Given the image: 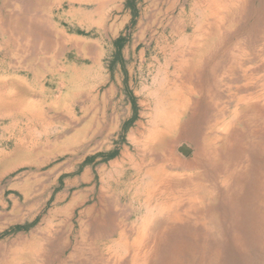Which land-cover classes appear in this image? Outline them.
<instances>
[{"label":"rangeland","instance_id":"obj_1","mask_svg":"<svg viewBox=\"0 0 264 264\" xmlns=\"http://www.w3.org/2000/svg\"><path fill=\"white\" fill-rule=\"evenodd\" d=\"M1 1L2 0H0V2ZM62 2L63 0H26L28 6L26 15L31 18V20L27 23L21 19L20 25L15 27L17 33L13 34L12 40L8 38V34H2V31H0V90L8 101L11 99L10 104L0 105V142L3 152L18 150L19 153H23V150L26 152L25 149L29 147L32 148V145H37L41 148H49L56 140L61 141L62 139L66 140L72 138L75 130L72 123L73 114L78 112L80 102H82L83 108L84 106L88 107V110L86 109L85 111L87 114L85 117V121L87 122L85 124L88 123L89 125H86V128H84L85 130L82 129L83 137L88 140L93 136V149H90L91 145L88 141L83 142L81 148L82 153L91 151L94 153L99 150L104 151L105 148L112 145L105 135L107 133L116 134L118 132L117 122L121 120L123 116L121 113H125V111L121 109V105H118L119 108H111V102L113 101L116 103L117 101L115 94L113 98H110L109 94L99 91L96 102V93L93 92L94 108L92 111V98L90 97L91 93L89 91L82 93V100L76 96V90L80 84H82V87H84L85 83L90 84L89 81L86 82V79H83V73L79 72V66L82 64L84 66L82 69L85 70L91 63L90 61H83L78 58L77 62H79V64H77L78 66L76 68H73L71 64L65 65L67 68L64 66L63 70L60 71L62 80H56L58 85H55H63L59 88L61 92L58 94V91H50L49 89L50 86L46 82L48 78L45 77V73L48 72L47 69L53 62L51 59L53 53L48 50V39L60 38L57 37L58 34L55 28L57 24L65 25L73 20L72 16L62 15V13L65 14L66 9ZM119 3L120 2H117L116 4ZM219 3H221L220 6L223 5L222 7H225V9L221 7L220 11L219 7L215 9V11H219L218 15H216L217 17L214 15L209 16V0H147L146 5H149L151 9L141 8L142 16L140 23L132 29L130 39V41H133L132 48L139 43L140 52H138V49L134 50L131 48L124 59L125 62H128L126 63V68L135 76L132 78L131 82L134 83L132 86L139 98V117L128 130L126 144L127 155L125 154V156L122 157L119 156V158L112 163L114 168H106L101 173L99 188L94 195L93 189H88L87 184H82V186L77 181L69 186V191L67 190L68 196H66L64 200L53 201L52 195L57 191L54 189V185L59 182L57 177L63 176L62 179L71 183L75 175L72 171L68 172V170H74V168L49 167L64 159H68L69 156L36 157L33 155L42 149L32 148L34 149L31 151L33 155L17 156V159L19 158V168H0V199L4 206L6 198L10 197L21 207L19 211L20 216L26 215L30 217L32 215L34 217L30 231L12 236H1L0 264H9L6 256L11 258L13 254H9V251L15 249L17 252H23V255L21 254L23 261H21V257L19 258L20 264H43L36 254L44 252L46 255L43 261L45 263L47 260L48 262L46 264H81V262L84 264H132L131 259L134 252L139 250L141 255L144 251L148 253L153 247L151 242L156 231H154L156 221H153L151 218L152 221L149 222L150 218H148V216L150 214L155 216L158 209L157 205L161 202V200L157 199V193L154 192L156 182L153 180V176L156 170L160 169L156 167H164L166 165V167L161 170L171 175L181 176V179H186L187 176L192 174H201L202 177L207 179L212 178L213 172L208 169L209 167L191 168L189 170L184 167V164L189 163L195 157L196 149L192 143L193 141L196 143L198 139H202V135L199 134V129L201 133H203L207 130L209 125L216 122L215 119L217 117L214 116L216 112H212L211 110L206 111L207 104H205V99L200 100V111H202L200 115L204 114V118H197L199 121H195L192 127H189V125H185L184 127L192 111V107H189L185 115L181 118L177 129L173 134L169 133L170 135L165 137V141H174V145L169 153V157L172 156L170 159L173 162L168 164L167 162L155 159L148 150L146 151L144 149L142 138L151 131L161 130L163 127L162 124L157 127L154 126L156 123L154 117L159 115V113H163L162 111H158L160 107L162 108L163 106L164 109L173 113L176 112L172 109V105H174L176 101L173 99L174 97H177L181 101H176L180 105H186L190 99L192 106V102H194L197 97L189 95V93L191 91H196L199 96L201 84L203 88H206L208 86L207 83L213 80V76H210V74L204 70V66L207 59H215V61L221 60L222 53L221 49L219 50L220 46L224 52H231L233 48L240 47L237 52H244L245 57L243 56L242 60V71L245 72H238V74H236L237 78L233 79L231 82L228 77H225L224 83H226V86L218 85L215 87L216 91L219 93V106L217 107L218 109L224 108L223 114L225 115V119L221 121L219 127L231 116L230 112L234 108L238 97H248L249 93H253L257 90V85L254 88L252 84L244 79L242 73H244L246 77L255 75L261 78L258 81L259 85L263 83L262 76L264 72L261 59H264V0H220ZM16 4L22 7L21 2L16 1ZM240 5H244L242 10L239 9ZM153 6H157V8L153 9ZM115 9H118V7L115 6ZM236 12H240V15L243 13L241 15L242 20L237 17ZM113 16L114 20H116L118 16L116 10L113 14H107L108 18ZM231 19H233L232 23ZM98 22H100V19H98ZM118 26L117 23H115V32L113 31L114 37L120 34L119 29H117ZM101 32L102 31L98 29L97 32L94 33L95 37L99 39V42L101 37H105V34ZM260 33L261 35L259 36ZM221 36L222 38H220ZM100 48L103 49V56H99L100 59L97 67L105 69L106 61L108 62L109 58H105V46H99V49ZM196 67L197 71L194 72L195 74H191V70ZM55 69H57V66H55ZM156 70L159 71L157 74H155ZM154 75H156L157 78L154 77ZM160 75L163 77H160ZM161 80L164 83H161ZM198 82L201 83L197 84ZM98 83L100 85V81ZM44 86L47 90L43 91L41 88ZM86 86L87 85H85V87ZM142 88H144V90ZM57 102L61 103L62 106L59 105L63 108L59 115L54 112V106ZM167 106L169 107L167 108ZM89 112L93 113V116H91ZM29 119L31 121H28ZM92 120L93 125H91ZM82 125L84 124L82 123ZM189 132H191V134ZM184 133H189L188 135L192 137L190 140L192 141L193 139L192 143L182 138ZM175 138L177 140H175ZM21 145L28 147H21ZM70 145L71 143L65 142V148H67L65 151L67 153L72 152L73 149L76 150L75 147L72 148ZM184 145L189 149L187 156H184L178 151L179 148ZM23 157H25L24 161L22 160ZM80 157L81 156H78L75 159H80ZM236 158L238 161L242 162L239 163V165H244L237 166L240 167V169L246 168L248 169V173L250 172L246 182L250 184L252 177H255L254 179L256 183L258 182L259 191L264 195V163L259 164L252 155H249L247 159ZM261 161L264 162V155ZM231 164L232 162L230 163V169H234L235 166ZM116 168L118 170H116ZM251 168L252 170H250ZM248 178H251V180ZM234 181L235 182H232L233 185L236 184L237 180ZM202 182L208 181L202 180ZM174 196L176 197L177 195L170 194L171 201ZM93 204L96 205L94 213L97 214L99 218V220L98 218L96 219L95 223H93ZM205 206L217 207V211L223 213V208L220 203L217 205L211 200L210 203ZM7 210L8 208H2V211ZM149 211L151 212L149 213ZM113 213L114 217L112 215ZM105 214L109 215L107 218L108 224L110 223L109 220L112 218L115 226L114 233L108 236L104 232V227L102 226V223H104L106 219ZM144 217L147 218L145 219ZM227 222V220H225V223H216L213 221V225L216 227V230H213L218 236H215V244L213 243L210 248L209 252H212L209 253V255H216L217 252L215 249L220 246V244L222 246L224 243L229 242V247L220 250L221 258H219V263L264 264V234L262 238H260V241L258 239H256V241L258 240L257 242L254 241L253 243L249 241L244 251L237 248L234 250L231 246L233 231L227 229ZM121 223L128 228L133 226L129 234L130 240H132L137 233L143 234V243L136 250L129 249V251L126 252L124 246L112 244L118 239L116 237L118 231L122 230L120 226ZM184 224L186 225V223ZM217 227L220 229H217ZM107 229L111 230L112 228L108 226ZM113 235L114 237H112ZM246 238L248 239V237ZM157 249L158 248L154 247V251ZM75 251H77V254ZM31 253L33 255H31ZM79 253L84 259L79 258L78 263L73 262L71 257H78ZM14 256H16V254H14ZM141 256L145 257L144 260L146 264H152L155 261V252L147 254V256ZM124 258H126V261Z\"/></svg>","mask_w":264,"mask_h":264},{"label":"bare ground","instance_id":"obj_2","mask_svg":"<svg viewBox=\"0 0 264 264\" xmlns=\"http://www.w3.org/2000/svg\"><path fill=\"white\" fill-rule=\"evenodd\" d=\"M16 1L17 2H21L22 7L17 5ZM116 1H119V0H116ZM219 2H220V0H209V6H210L209 16H211V15L216 16V15H218V13H219L221 8L225 9V7H222L223 5L220 6L221 3H219ZM126 4H128V3H126ZM104 5H105V2H104ZM181 5H183V4H181ZM27 7L28 6L26 4V0H2L0 2V31H2V34H8V38L10 40L13 39V34L17 33L16 30H15V27L20 25L19 23L21 22V19H23L27 23L31 20V18L27 17V15H26V13L28 11ZM218 7H219V11L217 12V11H215V9H217ZM243 8H244V5H240L239 9L242 10ZM244 10H246V9H244ZM241 15H240V12L237 13V17H239L240 19L242 18ZM232 20L233 19H231V23H232ZM217 22L219 23L218 20H217ZM103 23H104V21H103ZM228 23H229V21H228ZM218 26H220V25H218ZM121 28L122 27H120V29ZM166 29H167V27H166ZM242 32H243V30H242ZM254 32H256V31H254ZM260 35H261V33L259 34V36ZM234 36H236V35H234ZM220 38H222V36ZM155 39H157V38H155ZM89 41H88V43H89ZM25 46H27V45H25ZM150 46H151V44H150ZM220 49H221V53H222L221 60L215 61V59H207L206 62H205V66H204V70L207 73H209L210 76H213V80L211 82H208V83L206 82L207 85H208L206 88H203V85L201 84V87L199 88V91H200L199 92L200 93L199 96L197 95L196 91H191L189 93V95L197 97L196 100L194 102H192V106H191L190 99H189V101H188V103L186 105H183V104L180 105L177 102H181V101L177 97H174L173 99H175L177 102L176 101L174 102V105H172L173 106L172 109H174L176 112L173 113V112H171V111H169L167 109H164L163 106H162V108H163V110H162V108L160 107L161 110L159 109L158 111H162L163 113H161V114L159 113L160 116L156 115V117H154L155 120H156V123H155L154 126L157 127L160 124H162L163 127L161 128V130L151 131L148 135H146V136H144L142 138V141L144 143L143 147H144V149L146 151L148 150L150 152V154L155 157V159H158V160H160L162 162H167L169 164L170 162H173L170 159L172 156L169 157V153L171 152V149H172V147L174 145V141H171V142L165 141V137L170 135V134H173V132L177 129V127H178V125H179V123L181 121V118L185 115V113L187 112L189 107H192V111L190 113V116H189V119H188L187 123L184 124V127H185V125H187V126L189 125V127H192V125L195 123V121H199L197 118H201V117L205 116L204 114L200 115V113L202 112V111H200L201 110L200 109L201 108V102H200L201 99H205V104H207L206 111H210L211 110L212 112H216L214 114V116L217 117L215 119L216 122L214 124L209 125L207 130H205L203 133H201V130L199 129V134L202 135V137H201L202 139L201 140L198 139V142L195 143L193 141V139H192V141H193V143H192V141L190 140L192 137L190 135H188L189 133L191 134V132L184 133V135H182V138L184 140H186V141H189V143L191 142L194 145L195 149H196L195 157L189 163L184 164V167L187 168L188 170L191 169V168H208L209 167L208 169L213 172L211 179H207L205 177H202L201 174H199V175H193L192 174L190 176H187L186 179H184V178L181 179V176L179 177L177 175H171V174L165 172L164 170H161L162 168H165L166 165L164 167L163 166L156 167V168H160V169H157L156 172L154 173L155 175L153 176L154 177L153 180L156 182V184L154 186V192L157 193L156 194L157 199L161 200V202H159L158 205L156 203V205L158 206L157 207L158 209H157V213L155 214V216H153L152 214H150L149 216L147 215L148 218H150L149 222H151L152 220L156 221V227L154 229V231L155 230L156 231H155V233L153 232L154 233V237H153L152 242H151L153 247L149 250L148 253L146 251H144L141 254V255L147 256V254H152L153 252H155V261L152 264H214V263L215 264H221V263H219V258H221L220 250L229 247V242L224 243L222 246L220 244V246H218L215 249V251L217 252V254L215 253L216 255H213L214 253L212 254L213 256L209 255V253L212 252V251L209 252L210 248L212 247L213 243L215 244V242H214L215 241V236H218L216 234V232L213 230V229L216 230V227H214V225H213V221H215L216 223L217 222H220V223L224 222L225 223V220L228 221L227 224H226V227H227V229L233 231L232 240H231V246L234 248V250L237 248V249H240L241 251H244L249 241H250V243H253L254 241H256V239H258L260 241V238H262V236L264 234V195H263V193H261L259 191V187L257 185L258 182L256 183V181L254 179L255 177L254 178L252 177V181H250L251 182L250 184H248L246 182L247 177L249 176L250 172L248 173V169H246V168H241L240 169V167H238L237 165H239V163H242V162L238 161L237 158H236V157H238V158L247 159V157L249 155H252L257 160V162L259 164L260 163H264V162L261 161V158L264 155V74L262 76L263 77V83L261 85H259L258 81L261 78L256 77L255 75H251V76L246 77V75L244 73H242L243 74L242 76L244 77V79L248 83L252 84L254 86V88L257 85V90L255 92H253V93H249L248 97L247 96L238 97L236 99L234 108L230 112L231 116L229 117V119L222 126L219 127V124L221 123V121L225 119V115L223 114V109L224 108L218 109V107H217V106H219L218 105L219 104V102H218L219 101V99H218L219 93L216 91L215 87L218 86V85L226 86V83H224L225 82V77H228L230 79V82H231L233 79L237 78L236 74H238V72H240V71L241 72H245V71H242V60H243V56L245 57V55H244L243 51H241L240 53L237 52L240 49L239 46L233 48L231 50V52L222 51L223 49L221 48V46H220L219 50ZM72 52H74V51H72ZM162 53H163V51H162ZM1 55H2V53H1ZM217 58H218V56H217ZM128 59H129V57H128ZM2 62H3V60H2ZM261 62H262L261 64L263 65V72H264V59H261ZM126 63H128V62H126ZM117 65H119V64H117ZM59 67H61V66H59ZM109 67H111V66H109ZM129 68H130V66H129ZM196 69H197V67L194 68L193 70H191L190 73L193 74L195 71H197ZM158 70H156V71H158ZM109 72L111 73V71H108V73ZM114 72H116V71H114ZM162 73H164V72H162ZM155 74H157V73H155ZM48 75H49V73H48ZM176 76H178V75H176ZM123 77H124V75H123ZM154 77H156V75H154ZM160 77H163V76H160ZM160 77H159V79H160ZM154 80H155V78H154ZM162 82L163 81L161 80V83ZM165 82H166V80H165ZM200 83L201 82H198L197 84H200ZM160 85H162V84H160ZM142 89L144 90V88H142ZM192 89H194V88H192ZM173 92H175V91H173ZM150 94H152V93H150ZM149 97H151V96H149ZM157 98H158V96H157ZM10 100L8 101L6 99V96L3 95L1 90H0V105L10 104L11 103ZM154 104H156V103H154ZM128 105H130V104H128ZM131 105H132V103H131ZM168 107L169 106H167V108ZM152 110H153V108H152ZM153 114H154V112H153ZM46 118H47V116H46ZM136 119H138V118H136ZM28 121H31V120L29 119ZM130 126L132 127V125H130ZM137 126H138V124H137ZM184 127H182V128H184ZM121 136H123V135H121ZM193 136H194V134H193ZM179 137H180V135H179ZM74 138H75V136H74ZM132 138H134V137H132ZM175 140H177V139L175 138ZM78 142H79V140H78ZM57 144H59V143H57ZM18 148H19V146H18ZM115 148L116 147L114 146V149ZM223 156H224V159H223ZM231 162H232L231 165L235 166L234 169H230V167H231L230 163ZM221 166L224 167V168H222ZM239 166H244V165H239ZM134 169H135V167H134ZM182 169H183V167H182ZM116 170H118V169L116 168ZM250 170H252V168ZM84 174H86V173L84 172ZM248 179L251 180V178H248ZM202 180H207L208 182H202ZM234 180H237L235 185L232 184V182H235ZM256 180H258V179H256ZM263 180H264V178H263ZM71 183H72V180H71ZM84 191H85V189H84ZM144 193H146V192H144ZM170 194H176L177 196L176 197L175 196L172 197L173 199L171 201ZM77 198H78V196H77ZM89 199H90V197H89ZM70 200H72V199H70ZM211 200L214 203H216L217 205L219 203L221 204V206L223 208V213L221 211L218 212L217 211V207H206L205 206L206 204L210 203ZM106 202H107V200H106ZM145 203H147V202H145ZM118 204H119V202H118ZM148 209L151 210L150 208H148ZM145 210H146V208H145ZM150 212L151 211H149V213ZM219 214H220V217H219ZM105 215H106V219H105V222L102 223V226L104 227V232L108 236L109 234L114 233L113 231H114V227L115 226H114V220H112L111 217H110L111 220H109L110 223L108 224L107 218H108L109 215L108 214H105ZM112 215L114 217V213ZM222 215H223V218H222ZM144 218L146 219L147 217H144ZM151 218H152V220H151ZM145 219H143V220H145ZM98 220H99V218H98ZM89 222H91V221H89ZM184 223H186V225ZM179 224H182V225H179ZM108 226L110 228H112V229L111 230L107 229ZM120 226H121L122 230H120V232L117 233L118 234L117 235L118 239L116 241H114L112 244H115L117 246L118 245L119 246H124L126 252L129 251V249L136 250L137 248H139L142 245V243H143V238H144L143 234L142 233L141 234L137 233L136 236L132 240H130L129 239V234H130L131 228L133 226H131V228L130 227L128 228L127 226L125 227V225H123L122 223H121ZM116 227H117V225H116ZM217 229H220V228L217 227ZM102 232H103V230H102ZM246 237H248V239ZM154 247H156L158 249L156 251H154ZM11 253L13 254V256H11V258H8L6 256L7 260L9 261V264H20V262H19L20 259L19 258L23 255V252L22 251L17 252V250L15 249V250H10L9 254H11ZM75 253L77 254V251H75ZM14 254H16V256H14ZM39 254L37 253L36 255L38 256L39 259H41L40 261H42L43 264H46L48 261L46 260L45 263L43 261V258L46 255L45 252L41 253L40 255ZM31 255H33V254L31 253ZM141 255H140L139 250L134 252L133 256H132V259H131V263L132 264H146V261L144 260L145 257H143ZM71 258L73 259V262H75V263H78L79 258L80 259L81 258L84 259L81 256L80 253H79L78 257L72 256ZM124 260L126 261V258H124ZM21 261H23L22 257H21ZM220 262H221V259H220ZM81 264H84V263L81 262Z\"/></svg>","mask_w":264,"mask_h":264},{"label":"crops","instance_id":"obj_3","mask_svg":"<svg viewBox=\"0 0 264 264\" xmlns=\"http://www.w3.org/2000/svg\"><path fill=\"white\" fill-rule=\"evenodd\" d=\"M104 2H105V5H104ZM117 2H120V3L116 4ZM125 2H127V0H119V1H116V0H107V1L106 0H95V1L94 0H90V1L89 0H77V1L76 0H63L62 3L64 4V7H66V9H65V14L62 13V15L63 16H72L73 20L70 23H67L65 25H60V24L58 25L57 24L56 27L54 26L57 30L58 37H60V38H56V39L55 38H49L48 43H47V47L49 48L48 50L53 53V56H51V59L53 60V62L51 64V66L47 69L48 72L45 73V77L48 78V79H46V82L50 86V88H49L50 91H58V93L61 92L59 90V88H61L63 85L59 84L60 87L55 86V85H58V82L56 80H62V75L60 74V71L63 70L64 66L65 65L67 66L68 64H71L73 68H76L78 66L77 64H79V62H77V59L80 58L83 61H90L91 62L89 64L88 68L85 70L82 69L84 67L82 64L79 66V68H80L79 72L83 73V79H86V82L89 81L90 84L84 82L85 83L84 87H82V84L79 85L78 89L76 90L77 98L81 99L82 93L89 91L91 93L90 97L92 98L91 110H93V92L96 93V96L98 95L99 91H101L102 93L105 92L107 94H110V98H113L114 94H115V96L117 95L116 96L117 101H116V103H114L113 101L111 102L112 103L111 108L112 109L114 107L119 108V106H118V104H119V105H121V109L123 111H125V113L122 112L123 116H122L121 120L119 122H117L118 127H119V128H117L118 132L116 134L107 133L105 135V137H107L110 140L112 145L110 147L106 148L104 151L99 150V151H96L94 153H93V151L85 152V153L81 152L82 144H83V142H86V141H88L90 143V145H91L90 149H93V138H92L93 136H91L88 140H86L85 137H83V135H82V130H80V129L86 128V125H89L88 123L85 124L87 122V121H85L86 120L85 117L87 116L85 111L88 107L84 106V108H83L82 102H80L78 112L74 111L75 113L73 114L74 115L73 116V126L75 127V130H74L75 135L73 134L72 138H68L66 140L62 139L61 141L56 140V142H54L51 146H49V148L48 147H46V148L42 147L41 148L37 145H32V148H40V150L42 149L41 151L37 152L34 155L31 152L34 149H32L30 147L26 148L28 146H23V145H21V147H25L26 152H24V150H23V153H19L18 150L10 151V152H6V151L3 152L2 148H1L2 144L0 142V154H1L0 155V168H7V167L8 168H19V166H18L19 160L17 159V156H19V154L21 156L33 155L36 157H40V156L41 157L42 156H45V157L46 156L47 157H49V156H65L66 154H67L66 156L69 155L68 159H64L63 161H60V162L53 164L49 167V168H74V170L71 169L68 171L69 172L72 171V173H74V175H75L72 179V183H69L65 179H62L63 176L57 177L59 182H57L58 184L54 185L55 186L54 189L57 191H56V193H54L52 195L53 201L64 200L66 198L65 196H67V194H68L67 190L69 189V186L73 185L77 181L80 183V185L87 184L88 189H93V195H94L96 190L99 188V181L101 179V173L106 168H114L112 166V163L115 160H117V158H119V156H121V157L125 156V154L127 152L126 151V149H127L126 144H127L128 130L131 127L130 125L134 124L137 120L136 118L139 117V105H138L139 98L136 94L135 89L132 86V84H134V83L131 82L132 78H134L135 76H133L132 72L126 68L127 65H126V62L124 61V59L126 58L125 55L126 54L128 55L129 49L132 48V42L133 41L132 40L130 41L131 32H132V29L134 27L138 26L140 23L141 16H142L141 15V8L142 9H145V8L151 9V7L149 5H146L147 0H132V3L136 7V10H137V18L135 19L134 26L130 30L127 43L124 45V47L122 49H120V54L122 57V63L115 62L113 64V62H114L113 56H114V52H115V47H114L113 43L119 36H125L126 28L131 21L130 10H129V8H127L125 6V4H126ZM115 6L118 7V9H116V13L118 14L116 20H114V16L111 18L107 17L108 13H110V14L114 13L113 11H115V9H114ZM156 8H157V6H153V9H156ZM98 19H100V22H98ZM103 21H104V23H103ZM115 23H117V26L119 25L120 27H122L121 29L119 26L117 27V29H119V32H120V34L117 37H114V33H113L114 28H115ZM98 29H100L102 31L101 32L102 34L103 33L105 34L104 38L103 37L100 38V42H99V39H97V37H95V35H94V33H96ZM73 30H77V31H73ZM88 41H89V43H88ZM138 44L139 43L134 45V47L132 49H134V50L138 49V52H140ZM102 45L105 46V50H106V51H104L105 58H109L108 62L106 61L105 69L98 68L96 65V64H98V61L100 59L99 56L100 57L103 56V49L102 48L99 49V46H102ZM72 51H74L75 53ZM117 64H119V65H117ZM55 66H57V69L54 68ZM59 66H61V67H59ZM109 66H111V67H109ZM108 71H111L112 74L110 72L108 73ZM114 71H116V72H114ZM157 72L158 71H155V73H157ZM48 73L50 76L48 75ZM122 74L124 75V77ZM103 78H105V79H103ZM99 81H100V85L98 83ZM85 85H87V86L85 87ZM52 86L54 89L52 88ZM41 90L44 91L47 89L44 86L43 88H41ZM130 97H132L133 105H131ZM97 98L98 97H96V102H97ZM59 104L62 106V104L58 103V102L54 106V109H55L54 112L58 115L63 110V108H61ZM128 104H130L131 106ZM89 114L91 116H93V113H89ZM124 114H125V116H124ZM82 123L85 126L82 125ZM91 125H93V120H92ZM58 127H59V125H58ZM121 135H123V136H121ZM74 136H75V138H74ZM77 139L79 140V142ZM65 142L71 143L72 146L70 145V147H72V148L75 147L76 150L73 149L72 152L67 153L65 151L67 149V148H65ZM57 143H59V144H57ZM114 146L116 147L115 149L117 150V154L112 159H110L108 161H104L103 158L107 154L112 153L113 150H115ZM78 156H81L80 159H75ZM1 157H3V158H1ZM24 159H25V157L22 158L23 161H24ZM84 172L86 174H84ZM4 203H5V206L2 203V200L0 199V238L3 235H4V237L7 235L12 236L15 234H22V232L30 231V229L32 228V222L34 220V217L32 215L30 217H27L26 215L20 216L19 211L21 210V207L18 205V203L16 201L12 200L10 197H7L6 201ZM3 207L8 208V210L2 211ZM95 208H96V205L93 204V214H94L93 215V223H95L96 219L98 218L97 214L94 213ZM16 227H22V230L14 231V229ZM118 232H120V231H118ZM117 235L118 234H116V237H117ZM112 237H114V235Z\"/></svg>","mask_w":264,"mask_h":264},{"label":"trees","instance_id":"obj_4","mask_svg":"<svg viewBox=\"0 0 264 264\" xmlns=\"http://www.w3.org/2000/svg\"><path fill=\"white\" fill-rule=\"evenodd\" d=\"M126 3H128V4H126L125 6L127 8H129V10H130L131 21H130L129 25L126 28V34H125V36H119L115 40L116 42L114 41V43H113L114 44V47H115V52H114V56H113V61H114L113 64L115 62L122 63V57H121V54H120V49H122L124 47V45L127 43L130 30L134 26L135 19L137 18V10H136V7L133 5L132 0H127ZM130 102L133 105L132 97H130ZM116 154H117V150L115 149V150H113L112 153L107 154L103 158V160L104 161H108V160L112 159L113 157H115ZM20 230H22V227H16L14 229V231H20Z\"/></svg>","mask_w":264,"mask_h":264},{"label":"water","instance_id":"obj_5","mask_svg":"<svg viewBox=\"0 0 264 264\" xmlns=\"http://www.w3.org/2000/svg\"><path fill=\"white\" fill-rule=\"evenodd\" d=\"M179 151L184 155L187 156L189 153V149L184 145L179 148Z\"/></svg>","mask_w":264,"mask_h":264}]
</instances>
